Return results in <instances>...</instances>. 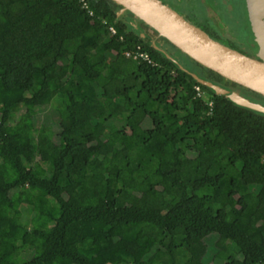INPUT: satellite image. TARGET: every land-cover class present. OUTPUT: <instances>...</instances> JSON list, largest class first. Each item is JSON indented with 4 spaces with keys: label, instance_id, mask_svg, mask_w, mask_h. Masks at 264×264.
I'll list each match as a JSON object with an SVG mask.
<instances>
[{
    "label": "trees",
    "instance_id": "obj_1",
    "mask_svg": "<svg viewBox=\"0 0 264 264\" xmlns=\"http://www.w3.org/2000/svg\"><path fill=\"white\" fill-rule=\"evenodd\" d=\"M84 1L0 0V264H264V114L121 5ZM45 96L57 129L37 123Z\"/></svg>",
    "mask_w": 264,
    "mask_h": 264
},
{
    "label": "water",
    "instance_id": "obj_2",
    "mask_svg": "<svg viewBox=\"0 0 264 264\" xmlns=\"http://www.w3.org/2000/svg\"><path fill=\"white\" fill-rule=\"evenodd\" d=\"M113 1L122 6L118 14L130 11L191 59L236 83L237 86H224L188 69L171 51L164 49L155 38L148 37L141 29L142 36L152 46L165 53L198 83L239 106L264 114V102L243 94V89L246 88L264 97V0H245L255 56L217 41L162 0Z\"/></svg>",
    "mask_w": 264,
    "mask_h": 264
},
{
    "label": "rangeland",
    "instance_id": "obj_3",
    "mask_svg": "<svg viewBox=\"0 0 264 264\" xmlns=\"http://www.w3.org/2000/svg\"><path fill=\"white\" fill-rule=\"evenodd\" d=\"M173 0H167V2L169 4H172L174 8H177L178 10L180 8H183L184 10L188 6V3H184V1H178L177 3L175 2V4H173V2H171ZM188 2V1H187ZM193 5H196L194 2L191 3ZM219 11V15L221 16V21L217 20L212 21V25L213 26H219L220 22L225 23V32L221 33V37L225 38V39H230L232 40V42H234L235 44H237L240 48H243L245 50H253V53L255 52V48H254V42H252V36H251V31H250V26L247 27V24L244 22L243 24V16L242 13L240 11H223L220 8H218ZM181 10V9H180ZM183 13V10L181 11ZM231 14V15H230ZM244 14H245V19H247L248 22V16H247V11L246 8L244 10ZM249 24V23H248ZM167 45H169L170 47H172L170 44L167 43ZM172 50V49H171ZM173 53V55H182V53L179 51L177 52V49L173 48V50L171 51ZM183 56V55H182ZM187 64H183L185 67H187L188 69H191L197 73H199L200 68L198 66H196L192 61L187 60L186 62ZM199 71V72H198ZM36 102L39 103L41 105V108L38 112L37 115V123L41 124H51L53 125V127L55 129H57V125H56V121L58 120V113L56 112V110L51 106L50 104V98L48 97H40L36 99ZM102 112V108L98 107V106H94V107H85L82 106L81 111H80V118L86 117V116H93L96 117L98 116L100 113ZM101 131H102V127H98L96 129V134L98 135V137H100L101 135ZM219 146H222V143H218ZM231 145V144H230ZM47 151L43 152L42 156L46 154ZM41 154H34V153H30L28 154L29 159L32 162H35L36 160H38L39 158H42ZM3 201V199L0 197V202ZM82 228V224H79V226L77 227L76 233H78ZM257 232V229L254 227H250L248 229V234L250 236H254L255 233ZM75 233V234H76ZM72 238L73 235L70 236L69 238V244L72 245ZM211 245V243L209 242V246ZM205 250V247L203 245H199V246H194L191 248V251L193 253L194 256L198 257L200 255L203 254Z\"/></svg>",
    "mask_w": 264,
    "mask_h": 264
},
{
    "label": "flooded vegetation",
    "instance_id": "obj_4",
    "mask_svg": "<svg viewBox=\"0 0 264 264\" xmlns=\"http://www.w3.org/2000/svg\"><path fill=\"white\" fill-rule=\"evenodd\" d=\"M166 4L170 5L172 8L173 5L169 4L167 0H162ZM178 1H184V3H188L189 8H186L185 10L183 8H180L179 10L177 8H174L177 10L180 14H182L185 18H187L189 21L196 22L197 26L202 28V26H209L212 32H214L217 35L221 36V33H224L225 23L220 22L219 26H213L212 21H217L221 19V16L219 15V9L225 11H240L243 16V24L244 22L247 24V27H249V24L247 22V19H245V0H173V4ZM188 1V2H187ZM195 3L196 5H193L191 3ZM183 10V13L181 12ZM231 15V14H230ZM221 21V20H220ZM225 39V38H223ZM243 49V48H242ZM248 55L255 56L253 53V50H245L243 49Z\"/></svg>",
    "mask_w": 264,
    "mask_h": 264
},
{
    "label": "built area",
    "instance_id": "obj_5",
    "mask_svg": "<svg viewBox=\"0 0 264 264\" xmlns=\"http://www.w3.org/2000/svg\"><path fill=\"white\" fill-rule=\"evenodd\" d=\"M82 1H84V0H82ZM83 5H84V7H87V3L85 1H84ZM89 13H90V15H93V11L89 10ZM109 31L112 34H116V29H115L114 26H109ZM126 56L127 57H132L138 62H140V61H147L148 63H152L153 62L151 57L149 56V54L146 51H144L140 45H138L135 50L127 51L126 52ZM195 89H196L197 95L199 97H205L206 96V93L201 89V87L199 85H196ZM208 104L212 107L213 102L209 101Z\"/></svg>",
    "mask_w": 264,
    "mask_h": 264
}]
</instances>
